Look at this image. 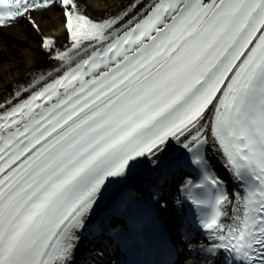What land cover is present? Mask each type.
Instances as JSON below:
<instances>
[{
    "label": "snow or ice",
    "instance_id": "6c2138e0",
    "mask_svg": "<svg viewBox=\"0 0 264 264\" xmlns=\"http://www.w3.org/2000/svg\"><path fill=\"white\" fill-rule=\"evenodd\" d=\"M53 16L70 43L45 32ZM19 25L50 70L0 103V264L117 249L107 264H141L173 186L179 240L157 264H264V0H130L103 18L82 0H0V31ZM85 240L99 243L82 254Z\"/></svg>",
    "mask_w": 264,
    "mask_h": 264
},
{
    "label": "bare ground",
    "instance_id": "6f19581e",
    "mask_svg": "<svg viewBox=\"0 0 264 264\" xmlns=\"http://www.w3.org/2000/svg\"><path fill=\"white\" fill-rule=\"evenodd\" d=\"M87 10L96 12L98 15L113 8L123 0H82ZM47 34L54 35L58 40L67 36L61 30L59 18L41 21ZM40 37L33 33L27 25H20L5 30L0 37V90L22 79L26 73L37 68L46 59L39 51ZM167 211V216H168Z\"/></svg>",
    "mask_w": 264,
    "mask_h": 264
}]
</instances>
